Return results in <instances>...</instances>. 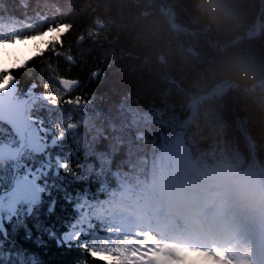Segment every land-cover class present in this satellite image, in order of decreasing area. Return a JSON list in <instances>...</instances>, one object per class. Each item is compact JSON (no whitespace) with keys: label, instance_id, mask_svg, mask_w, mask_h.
I'll use <instances>...</instances> for the list:
<instances>
[{"label":"trees","instance_id":"1","mask_svg":"<svg viewBox=\"0 0 264 264\" xmlns=\"http://www.w3.org/2000/svg\"><path fill=\"white\" fill-rule=\"evenodd\" d=\"M260 1L0 0L3 27L35 23L5 40L55 32L37 44L32 58L14 67L18 70L1 76L18 78L21 90L35 83L38 92L49 94L55 107L49 108L48 123L67 133L64 151L85 165L96 164L93 189L105 182L112 189L130 178L127 170L153 163L161 142L187 116L191 94L205 93L228 78L246 84L264 74V27L260 37H246L259 21L264 26ZM59 78L80 84L67 93ZM259 97L229 90L208 104L212 117L199 110L202 125L189 130L188 141L204 150L208 135L219 128L223 139L238 137L225 146L226 153L263 160L264 94ZM76 162L71 160L73 170ZM83 171L89 174L87 167ZM58 183L66 190L86 186L64 173ZM63 195L53 190L31 217L3 223L0 264H106L94 257L95 238H81L85 251L58 247L48 236L46 225L54 219L55 230L62 232L71 216ZM50 199L56 200L51 219Z\"/></svg>","mask_w":264,"mask_h":264},{"label":"snow or ice","instance_id":"2","mask_svg":"<svg viewBox=\"0 0 264 264\" xmlns=\"http://www.w3.org/2000/svg\"><path fill=\"white\" fill-rule=\"evenodd\" d=\"M9 74L16 71L11 64L4 66ZM16 88L7 96H0V144H9L15 150L14 158L0 163V170L11 169V177L6 190L0 189V220L31 217L44 202L45 197L51 198L53 190L63 191V201L70 206L71 216L65 221L64 231L57 233L55 221L46 225L47 234L56 240L57 246L71 249L80 247L87 251V245L81 243V236H73L74 229H96L98 221L89 219L88 224L80 223L86 209L98 204L104 193L101 186L92 187L91 173L96 171V164L85 165L73 152H65L63 142L67 133L55 131L48 123L49 108L55 102L49 99L47 92L37 91L38 85L30 83L20 89L18 78ZM70 102V101H69ZM69 128L72 126L69 125ZM75 159V169L70 168L71 160ZM89 174L83 171L85 168ZM61 173L71 174L77 181L86 185L76 190H66L60 180ZM56 214V200L50 199L47 217ZM130 256L138 255L135 252Z\"/></svg>","mask_w":264,"mask_h":264},{"label":"rangeland","instance_id":"3","mask_svg":"<svg viewBox=\"0 0 264 264\" xmlns=\"http://www.w3.org/2000/svg\"><path fill=\"white\" fill-rule=\"evenodd\" d=\"M55 32H50L48 35L45 36H40L38 38H34L32 40H28V41H24V42H15L12 44H0V46L3 45H7L6 48H3V51L6 52L8 54V56L6 57V59L11 60L12 57H22L23 61L25 59H27L30 56H33L36 53V49H37V44H43V40L46 39L49 35H54ZM35 45V47H34ZM8 68L4 67V66H0V72L7 70ZM5 78H7V83H5ZM13 79L9 78V77H4L3 79H0V96H7L11 91H13L15 89V85H14V81L11 83V87H8L9 85V81H12ZM258 86V85H255ZM254 91V90H252ZM190 108L193 109L196 105L195 101L191 102L190 104ZM177 130H181V128L177 129ZM176 177V174H173L172 176H170L168 179L169 180H173ZM167 184H173V183H164V186H167ZM126 228L129 229V231H132V224L131 222H125ZM119 236H122L121 234H119ZM147 243V242H146ZM128 246V251L125 252L126 257L128 260H132L133 258H135L136 256H130L129 253L131 252H135L134 248L131 246L130 241L125 240L124 244H123V249ZM174 252V251H173ZM172 253V252H171ZM176 253V252H175ZM149 252H145L143 254V256L141 258H139V262L138 264H154L155 263V259L154 258H149ZM164 254H166L164 252ZM98 256L106 261H111L112 259H114V254L111 252H102L100 254H98ZM168 261H171L170 259L167 258ZM134 261H138V260H134ZM184 264H188V262H182Z\"/></svg>","mask_w":264,"mask_h":264},{"label":"bare ground","instance_id":"4","mask_svg":"<svg viewBox=\"0 0 264 264\" xmlns=\"http://www.w3.org/2000/svg\"><path fill=\"white\" fill-rule=\"evenodd\" d=\"M237 139H238V137L237 138L234 137L231 140L232 141H237ZM232 141H230V142H232ZM218 180H219V187L214 190L215 192H218V190L221 189L222 185L225 186V187H227V188H231V187H233V186H231L232 183H235L236 185L238 184V181L235 178L231 177V176H226L225 177V175H222V177H220V179H218ZM213 181H212V183H213ZM204 183H207V182H204ZM208 183H210V182H208ZM207 185H209V186H206V189H209V188L214 189L215 188V185H212L211 183L210 184H207ZM242 188H244V193H242V196H244V198L245 197H249V196L253 200H255L257 198V196H255V195L252 196L251 187L250 186H246V187H242ZM235 190H237V189H235ZM215 192L212 193L213 200H216V198H217L216 196H213L215 194ZM181 200H182V198H181ZM203 202H204L203 200H199V199L196 200V201H194V203H192V208L195 207V206H196L195 208H198L199 206H201V204ZM205 202H207V204H210V205L212 204L211 202H208V201H205ZM262 211H263V209L259 210V212H262ZM172 223H173V221L171 220V224ZM175 227H178V225H176ZM234 241H235V239H234ZM165 242H167V241L165 240ZM238 253L241 256L244 257L245 263H247V264H249L254 259V257L247 256L246 251L244 250V248L241 245H238ZM186 260H189L190 261V264H199V263L205 261L206 258L201 253H193L192 252V254H190L189 256H187ZM164 264H184V263H181V262H169L168 263L167 261H165Z\"/></svg>","mask_w":264,"mask_h":264},{"label":"clouds","instance_id":"5","mask_svg":"<svg viewBox=\"0 0 264 264\" xmlns=\"http://www.w3.org/2000/svg\"><path fill=\"white\" fill-rule=\"evenodd\" d=\"M6 47L7 45L0 46V66H6V65L11 64L12 67H16L24 62L22 57L14 56L11 58V60L6 59L8 54L3 51V48H6ZM5 83H7V78H5Z\"/></svg>","mask_w":264,"mask_h":264},{"label":"water","instance_id":"6","mask_svg":"<svg viewBox=\"0 0 264 264\" xmlns=\"http://www.w3.org/2000/svg\"><path fill=\"white\" fill-rule=\"evenodd\" d=\"M62 86L67 89L68 91L73 90L78 84L76 82H71L67 80H61ZM5 153V155H3ZM12 155L11 150L9 149V146L6 144L0 145V158H6L10 157Z\"/></svg>","mask_w":264,"mask_h":264}]
</instances>
